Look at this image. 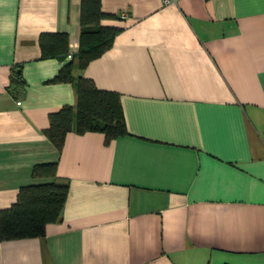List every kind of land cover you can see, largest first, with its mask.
I'll return each mask as SVG.
<instances>
[{
    "label": "crops",
    "instance_id": "1",
    "mask_svg": "<svg viewBox=\"0 0 264 264\" xmlns=\"http://www.w3.org/2000/svg\"><path fill=\"white\" fill-rule=\"evenodd\" d=\"M101 8L121 30L73 75L119 93L128 133L69 131L59 150L44 130L76 91L50 79L72 57L43 58L39 34L76 56L80 0H0V211L68 183L44 235L0 237V264H264V0ZM47 162L56 178L33 177Z\"/></svg>",
    "mask_w": 264,
    "mask_h": 264
},
{
    "label": "trees",
    "instance_id": "2",
    "mask_svg": "<svg viewBox=\"0 0 264 264\" xmlns=\"http://www.w3.org/2000/svg\"><path fill=\"white\" fill-rule=\"evenodd\" d=\"M116 16L102 10L101 0H80V32L76 56L72 54V58L50 79L51 82L69 81L76 91L75 107L64 105L50 113L49 126L44 130L59 150L69 131H99L104 134L106 143L128 133L119 93L98 88L82 74L73 75L75 68L83 69L112 46L121 28L103 25L101 21ZM39 45L43 58L67 56L68 33L41 32ZM56 174L57 165L54 162L39 163L32 169L33 177L56 178ZM67 192L68 183L59 179L21 186L11 207L0 211V237L7 239L44 235L46 225L61 218Z\"/></svg>",
    "mask_w": 264,
    "mask_h": 264
},
{
    "label": "built area",
    "instance_id": "3",
    "mask_svg": "<svg viewBox=\"0 0 264 264\" xmlns=\"http://www.w3.org/2000/svg\"><path fill=\"white\" fill-rule=\"evenodd\" d=\"M67 57L71 58L72 57V54L71 53H68L67 54ZM17 104H20V101H18Z\"/></svg>",
    "mask_w": 264,
    "mask_h": 264
}]
</instances>
